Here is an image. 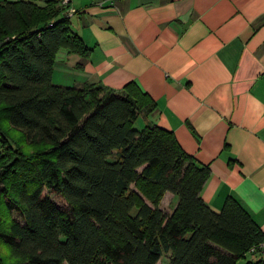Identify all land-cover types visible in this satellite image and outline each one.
Here are the masks:
<instances>
[{"label": "trees", "instance_id": "16d2710c", "mask_svg": "<svg viewBox=\"0 0 264 264\" xmlns=\"http://www.w3.org/2000/svg\"><path fill=\"white\" fill-rule=\"evenodd\" d=\"M67 3L0 0V264H264L249 254L264 232L240 202L203 200L209 167L172 131L134 128L148 94L52 82L60 48L90 52Z\"/></svg>", "mask_w": 264, "mask_h": 264}, {"label": "crops", "instance_id": "0c3cea01", "mask_svg": "<svg viewBox=\"0 0 264 264\" xmlns=\"http://www.w3.org/2000/svg\"><path fill=\"white\" fill-rule=\"evenodd\" d=\"M67 1L90 52L60 48L52 82L136 84L155 103L138 127L172 131L210 169L203 200L218 210L235 197L264 232V0ZM176 201L165 192L160 208Z\"/></svg>", "mask_w": 264, "mask_h": 264}, {"label": "rangeland", "instance_id": "374dc122", "mask_svg": "<svg viewBox=\"0 0 264 264\" xmlns=\"http://www.w3.org/2000/svg\"><path fill=\"white\" fill-rule=\"evenodd\" d=\"M37 2H41V1H43V0H36ZM64 1V0H63ZM134 128H139L138 127V122H134ZM8 132L12 135V136H17V133L14 131V130H10V129H8ZM51 197L53 198V200L56 202V204L60 207V208H64L65 207V202L60 198V197H58V196H55V195H51ZM169 198H170V196L167 194L166 196H165V201L166 202H169ZM164 207H165V209H171V207L170 206H167V205H165L164 204ZM169 212V211H168ZM243 263V260H242V258L241 259H239L238 261H237V263L236 264H242ZM157 264H168L167 263V257L166 256H163V257H161L160 258V260L157 262Z\"/></svg>", "mask_w": 264, "mask_h": 264}, {"label": "built area", "instance_id": "2783aa9c", "mask_svg": "<svg viewBox=\"0 0 264 264\" xmlns=\"http://www.w3.org/2000/svg\"><path fill=\"white\" fill-rule=\"evenodd\" d=\"M67 2V0H64ZM252 255H264V241L250 248V253Z\"/></svg>", "mask_w": 264, "mask_h": 264}]
</instances>
